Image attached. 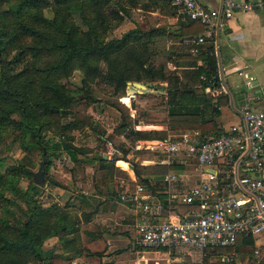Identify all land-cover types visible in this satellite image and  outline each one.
Instances as JSON below:
<instances>
[{"label":"trees","instance_id":"trees-1","mask_svg":"<svg viewBox=\"0 0 264 264\" xmlns=\"http://www.w3.org/2000/svg\"><path fill=\"white\" fill-rule=\"evenodd\" d=\"M3 3L5 6H1ZM46 6L51 10L50 17L42 13ZM155 7L164 8L166 13L175 9L169 0H0V133L17 129L23 150L40 151L44 174V180L37 184L32 179L33 171L20 163L0 169V264H28L31 260L69 264L75 256L89 264H101L105 240L98 231L87 229L81 238L78 208L68 202L43 205L36 199L39 186L46 181L50 186H62L46 177L50 156L65 153L76 162L83 147L73 143V130L94 129L92 117L71 105L82 99L97 100L93 95L95 78L100 77L115 95L123 92L127 81H139L164 92L172 129L193 127L205 136L224 133L213 119L224 96L213 98L203 90L206 85L217 84L211 43H205L196 54L179 51L166 55L173 65L168 69L166 63L153 61V43L164 29L134 26L119 36L106 37V31L128 19L132 9L148 11ZM203 28L198 20H178L170 33L182 40ZM73 69L80 71V80L79 85L70 87L66 80ZM120 119L115 131L122 135L125 147L120 149L116 144L115 148L121 156H96L102 183L112 181L113 170L121 171L113 165L115 159H124L130 149L140 153L134 148L137 142L165 137L162 129L134 128L127 114H121ZM49 128L56 131L45 137ZM132 164L137 182L143 184L136 164ZM153 169L163 172L158 166ZM16 170L29 179L24 188L16 185ZM7 192L23 201L20 216L9 206L13 198ZM109 195L115 197V190L110 189ZM159 197L165 206L166 199ZM184 205L189 209L191 204ZM49 236H57L59 251L41 248ZM253 247L251 236H240L234 249L249 256ZM225 248L231 251V247Z\"/></svg>","mask_w":264,"mask_h":264},{"label":"built area","instance_id":"built-area-1","mask_svg":"<svg viewBox=\"0 0 264 264\" xmlns=\"http://www.w3.org/2000/svg\"><path fill=\"white\" fill-rule=\"evenodd\" d=\"M180 20H198L203 30L185 39L188 51L196 54L200 46L212 37L213 28L235 12H249L264 6V1L219 0L217 13L197 0H171ZM244 83L254 76L239 70ZM214 94L210 85L203 88ZM240 121L230 124L218 136H201L197 129L186 128L147 145L158 151L155 161L168 165L177 159L192 165L198 178L184 190L172 188L176 174L168 171L162 181L168 201L194 204L181 216L161 217V204L149 196L140 183L129 192L119 194L120 200H130L139 208L135 221L136 243L142 249L164 250L170 264H185L186 256L217 247L231 251L215 255L216 264H264V110L253 108L248 101L238 106ZM105 154L111 158L118 149L107 141ZM68 159L65 153L61 160ZM50 201H57L51 197ZM251 236L254 247L249 256L234 249L238 237Z\"/></svg>","mask_w":264,"mask_h":264},{"label":"crops","instance_id":"crops-1","mask_svg":"<svg viewBox=\"0 0 264 264\" xmlns=\"http://www.w3.org/2000/svg\"><path fill=\"white\" fill-rule=\"evenodd\" d=\"M169 1L171 3V0ZM197 1L200 5L213 8L217 13L219 12V0ZM246 1L256 2L259 0ZM146 13L154 15L158 20H162L163 17H166L165 14H167L164 8L161 10L159 7L148 10ZM175 14L176 18L180 20L177 13ZM187 38L189 37L182 40ZM208 42L212 44L213 54L216 58L217 84L211 86L216 91L214 94L204 92L213 98L219 95L224 96L221 97L222 101L218 102V112L213 116V119L216 125L222 127L225 131L230 124L240 121L238 106L242 101H248L255 109L264 110V6L249 12H235L228 18H224L220 14L219 24L213 28L212 37L205 41V43ZM239 70L253 74L254 78L250 85L244 83L241 74H238ZM221 117L225 120H219ZM164 128L165 125L159 129L164 130ZM198 132L201 136H205L200 130ZM168 135H165V137ZM151 142L141 140L135 144L134 148L138 149L136 147L140 143H145L144 146L148 148L147 145ZM151 151L154 152L155 150ZM155 152L160 157V153L158 151ZM100 153L101 155L105 154L102 151ZM156 159L141 156L137 152H127L124 159H115L113 165L121 170L118 172L120 174H112V181L110 182L102 183L99 181L98 185L96 184L93 196H96L98 199H96L94 208L85 214L87 216L85 219L86 223L90 220H94L95 223H89L91 225L87 227L81 226V222L83 221L81 219V210L77 209L80 218L79 229L81 238L84 236L83 231L87 229L98 231L105 240L106 249L100 258L101 264H170L169 257L164 250L154 251L138 247L136 243L135 221L139 218V208L130 200L119 199L120 193L129 192L134 184L138 183L133 171L132 163H135L139 176L144 181L142 185L144 191L149 196L147 199L156 200L161 204L162 218L181 216L195 206L191 204L190 208L186 209L189 206L184 205L185 203L168 201L162 177L168 171L174 172L177 179L174 181L172 188L184 190L198 178L199 172L182 159H177L168 165L159 164L155 161ZM119 161H123L120 162L123 167L118 165ZM71 162L74 163L73 161ZM128 164H131V167ZM154 166H158V169H162L163 172L160 173V170H154ZM110 189L115 190V197L109 195ZM159 195L166 199L165 206L161 202ZM41 248L59 251L57 236L47 237L43 241ZM208 253L186 256L184 258L185 264L215 263L217 260L215 259V255L218 253L216 251H208ZM69 264L89 263L75 256Z\"/></svg>","mask_w":264,"mask_h":264},{"label":"rangeland","instance_id":"rangeland-1","mask_svg":"<svg viewBox=\"0 0 264 264\" xmlns=\"http://www.w3.org/2000/svg\"><path fill=\"white\" fill-rule=\"evenodd\" d=\"M1 6H5V3ZM169 12L170 13L165 14L166 17H163L162 20H158L157 17L146 13L144 10L132 9L128 19L122 20L119 24L112 26L106 31V37L119 36L123 31L134 26L142 30L162 28L164 32L153 43V61L155 63H166L167 68L172 69L173 65L170 61L165 59L166 55H171L179 51L187 52L188 45L185 40H179L175 35L170 33L173 32V29L177 26L178 19L176 18L175 9L172 11L169 10ZM42 13L46 17H50L52 14L48 6L42 8ZM72 16L74 20L84 28L79 17L76 14ZM100 65L103 67L102 62ZM79 80L80 71L73 69L66 83L68 86L72 87L79 85ZM92 83L94 84L93 95L96 96L97 100L89 102L82 99L73 103L71 108L83 113H88L92 117L94 129L93 131H89V128L83 127L82 130H73L74 143L83 147L81 150L82 152L77 154L76 162L72 163L70 159L61 160V155L57 156V154L50 156L51 162L48 165L46 177H52L59 181L62 186H50L46 181L39 186V195L36 197L43 205H47L49 202H55L59 205L66 202L72 203L76 208L81 210V219L83 220H81V226L83 227L95 223L94 220H90L86 223L85 219L87 216L85 214L94 208L97 201L96 199H98L96 196H93L96 189L95 185L100 181V172L97 168L98 160L96 156L101 151L106 152L108 147L107 141H109L113 147H115L116 144L120 149L121 147H125V143L124 145L122 144L125 142L122 135L115 131L116 126L121 122V114H127L129 122H131L132 126L136 129L137 127H139V129H159L165 125V135H170L182 130L172 129L170 127L169 124L173 121L166 113V94L157 88L145 85L144 89L136 90L131 84L126 83L123 92L115 95L112 93V88L105 85L100 77L95 78ZM161 84L165 85V82H161ZM128 92L131 94L130 97L127 95ZM64 119H66V117H64ZM219 120L224 121L225 119L221 117ZM53 131L56 130L54 128H49L45 133V137H50L55 133ZM96 131L102 134V137H99V133ZM18 134L17 129L14 128H9L0 133V169L4 170L9 165L20 163L22 166L34 172L37 170L39 162L42 160L40 151L35 149L23 150L19 144L20 139H18ZM53 140L55 141V138H53ZM144 145L145 143L137 145L136 148H138L137 150L140 152L139 155L152 159L159 157L157 152L151 151ZM132 152L133 150L130 149L129 153ZM121 154L120 151L114 156H121ZM107 158L109 159V157ZM120 162L123 161H119L118 165L123 167ZM16 172V185L24 188L29 179L21 170H16ZM112 172L116 175L120 174L116 170ZM43 180L44 174L42 171V179L40 182ZM6 194L13 198V203L9 206L16 215L20 216L21 206L24 205L23 201L18 195H11L9 192ZM81 196L82 199L84 197V201L81 199ZM51 197H56L57 201H50ZM192 208L195 209L196 207L193 206ZM222 252H227V249L225 247L216 248V253ZM28 264L40 263L31 260Z\"/></svg>","mask_w":264,"mask_h":264},{"label":"water","instance_id":"water-1","mask_svg":"<svg viewBox=\"0 0 264 264\" xmlns=\"http://www.w3.org/2000/svg\"><path fill=\"white\" fill-rule=\"evenodd\" d=\"M127 84H131L136 90L145 88V85L138 81H127ZM102 157L106 158V155L102 154ZM42 162L43 160L39 162L37 170L32 173V179L35 183H39L42 179V169H43ZM128 166L131 167V164H128Z\"/></svg>","mask_w":264,"mask_h":264},{"label":"bare ground","instance_id":"bare-ground-1","mask_svg":"<svg viewBox=\"0 0 264 264\" xmlns=\"http://www.w3.org/2000/svg\"><path fill=\"white\" fill-rule=\"evenodd\" d=\"M129 94H130V92H128V94H127V95H128V97H129ZM130 95H131V94H130ZM116 163H117V161H116Z\"/></svg>","mask_w":264,"mask_h":264}]
</instances>
